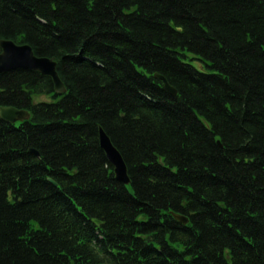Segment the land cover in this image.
Returning a JSON list of instances; mask_svg holds the SVG:
<instances>
[{
    "label": "trees",
    "instance_id": "obj_1",
    "mask_svg": "<svg viewBox=\"0 0 264 264\" xmlns=\"http://www.w3.org/2000/svg\"><path fill=\"white\" fill-rule=\"evenodd\" d=\"M0 39L67 88L0 75V264H264V0H0Z\"/></svg>",
    "mask_w": 264,
    "mask_h": 264
},
{
    "label": "water",
    "instance_id": "obj_2",
    "mask_svg": "<svg viewBox=\"0 0 264 264\" xmlns=\"http://www.w3.org/2000/svg\"><path fill=\"white\" fill-rule=\"evenodd\" d=\"M0 48V75L16 69L36 70L53 79L55 91L58 94L61 95L67 91L64 82L59 76L57 62L54 58L37 55L31 45L27 43L19 44L11 39H0ZM156 76L163 80L165 89L169 93L174 95L177 93L176 88L163 75L157 74ZM0 116L7 121L15 123L29 119L31 113L26 108H18L13 105H0ZM99 139L109 162L114 167L116 179L124 184H129L130 177L126 162L103 128L99 130ZM32 152L37 154V151L33 149ZM177 218L184 224L187 223V218L179 215ZM93 221L97 225L101 224V221L96 218Z\"/></svg>",
    "mask_w": 264,
    "mask_h": 264
},
{
    "label": "rangeland",
    "instance_id": "obj_3",
    "mask_svg": "<svg viewBox=\"0 0 264 264\" xmlns=\"http://www.w3.org/2000/svg\"><path fill=\"white\" fill-rule=\"evenodd\" d=\"M46 98L48 99V97H45V96H38V95H37V96H35L34 99H35L36 101H39V100H44V99H46Z\"/></svg>",
    "mask_w": 264,
    "mask_h": 264
}]
</instances>
